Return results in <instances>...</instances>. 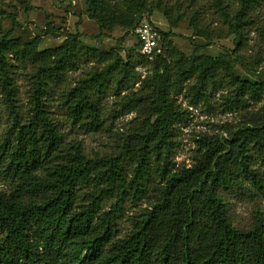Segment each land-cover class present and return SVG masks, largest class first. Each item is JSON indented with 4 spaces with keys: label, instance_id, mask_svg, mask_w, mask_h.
<instances>
[{
    "label": "trees",
    "instance_id": "trees-1",
    "mask_svg": "<svg viewBox=\"0 0 264 264\" xmlns=\"http://www.w3.org/2000/svg\"><path fill=\"white\" fill-rule=\"evenodd\" d=\"M18 1L30 10V0ZM84 1L100 36L117 28L135 32L140 17L155 11L175 28L184 17L181 5L165 0ZM238 1L231 15L224 0H214L235 37L231 57L240 56L264 5ZM191 24L209 42L226 36L203 24L198 10ZM158 30L166 49L152 62L140 54L139 41L123 57L121 50L85 44L80 35L44 50L38 39H0V107L9 119L0 143V180L9 183L0 190V264H264V214L257 211L251 226L240 229L224 197L246 184L264 197V106L226 139H197L190 166L175 160L177 128L188 114L179 95L184 92L192 105H208L214 91L226 88L224 110L249 113L264 103V81L238 73L221 58L202 56L209 44H194V55L187 56L169 41L172 32ZM16 65L26 75V115ZM140 65L150 70L144 78L136 71ZM82 68L76 85H65L68 74ZM59 88L68 122L88 133L106 129L102 100L109 94L116 98L111 119L137 114L116 137L113 152L87 154L82 142L66 141L49 107ZM140 201L146 206L121 236L125 206Z\"/></svg>",
    "mask_w": 264,
    "mask_h": 264
},
{
    "label": "rangeland",
    "instance_id": "rangeland-1",
    "mask_svg": "<svg viewBox=\"0 0 264 264\" xmlns=\"http://www.w3.org/2000/svg\"><path fill=\"white\" fill-rule=\"evenodd\" d=\"M171 4H179L184 12V17L178 27H172L163 13L155 11L151 17L154 26L166 33L172 32L169 41L187 56L194 55V44L205 45L200 54L212 58H221L229 62L234 69L244 76L264 81V37L261 27L264 25V5L257 11L255 23L248 29V41L240 56L231 57L229 52L235 49L234 35H228V27L216 13L214 0H196V6L191 5V0H165ZM231 15L239 7L238 0H224ZM200 11L203 24L211 30L222 31L225 38L214 37L211 42L200 36L198 30L191 24L192 12ZM202 27V26H199ZM198 27V29H200ZM7 34L11 38H21L25 41L38 39L40 50L54 48L63 44L69 35H80L85 44L95 46L102 51L118 49L122 56L130 52L137 44L138 37L135 32H127L117 28L113 33L100 36L98 25L90 20L87 15V6L84 0H30V10L26 11L18 0H0V39ZM136 59L139 58L138 51ZM19 67L14 66L17 72V84L20 95V110L26 115L28 111V94L26 75ZM136 71L142 78L150 73L147 66L140 65ZM84 74L83 68L68 74L65 85L74 86ZM140 89V83L134 90ZM61 88L51 94L49 107L56 122L65 135L67 142L80 141L87 154L95 152L110 153L114 151L115 140L119 134L126 132L136 118V113L122 115L118 119H111L110 114L115 108L116 98L108 95L102 100L106 111V129L101 133H88L72 126L66 118V110L60 105ZM228 92L224 88L221 92H213L209 104L192 105L189 97L183 92L177 97L184 108L188 109L186 120L181 123L178 130V146L175 160L178 166H190L197 153V139L203 136H219L228 138L230 133L239 126L248 124L249 114L264 106V103L254 104L250 112L238 111L229 113L222 107L224 95ZM2 118L0 121V143L9 124L5 108L0 107ZM261 166V163L257 164ZM264 173V168L260 167ZM9 183L0 180V190L8 189ZM224 197L229 205V214L234 225L240 229H248L257 211L264 214V197L249 184L233 188L224 192ZM110 202L107 204L109 206ZM146 203L140 201L136 205L128 203L123 215L118 221V229L124 236L130 229L131 217L145 207Z\"/></svg>",
    "mask_w": 264,
    "mask_h": 264
},
{
    "label": "built area",
    "instance_id": "built-area-1",
    "mask_svg": "<svg viewBox=\"0 0 264 264\" xmlns=\"http://www.w3.org/2000/svg\"><path fill=\"white\" fill-rule=\"evenodd\" d=\"M135 33L140 43L139 52L149 61L164 55L166 49L165 37L154 26L148 15L140 17Z\"/></svg>",
    "mask_w": 264,
    "mask_h": 264
}]
</instances>
